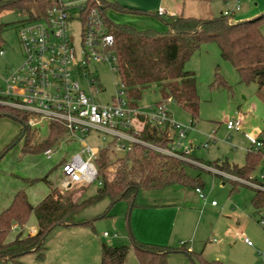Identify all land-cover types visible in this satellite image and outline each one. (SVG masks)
Returning <instances> with one entry per match:
<instances>
[{
	"label": "rangeland",
	"instance_id": "374dc122",
	"mask_svg": "<svg viewBox=\"0 0 264 264\" xmlns=\"http://www.w3.org/2000/svg\"><path fill=\"white\" fill-rule=\"evenodd\" d=\"M139 1L132 0L131 4ZM73 2L77 7H73L70 14L76 18L78 7L85 0H73ZM235 4L236 0H213L211 2L188 0L182 7L184 15L197 18H218L222 11L231 10ZM119 5L127 9L140 8L136 5L134 7H128L122 3ZM239 6L240 10L235 16L236 19L254 12H259V14L264 12V0L242 1ZM105 13L114 25L125 24L138 31L146 29L159 33L166 31L163 22L153 16L135 15L114 10H106ZM30 14L34 17L39 15L38 8L33 1L26 4V10L2 11L0 13V23L6 24L0 34V50L2 51V55H0V92L4 90V80L22 64L23 50L18 31L21 22L28 20ZM260 30L264 37V22L261 24ZM77 33L78 27L75 28V34L77 35ZM86 69L97 76L101 89L100 93L93 94L94 101L100 104H111L116 93L123 91L118 75L112 73L106 64L95 63L87 66ZM184 69L195 74L199 113L197 120L192 122V129L187 132L182 144L192 145L194 149L190 152L191 156L203 164L227 161L229 164L242 166L245 162L246 151L251 148V145L241 133L227 131L225 124L227 121L235 119L236 113H238L244 123L245 133L251 134L252 128H256L259 133H264V88L258 89L254 83L240 82L235 68L221 58L215 42L202 44L185 63ZM81 86L88 94L87 84L83 79H81ZM123 98L127 100L125 96ZM159 100L158 90L153 86L142 93L137 106L142 113H148V108ZM165 108L175 123L183 126L190 125V115L172 100L166 101ZM20 130L21 125L17 121L7 116L0 117V153L16 140ZM35 130L37 138L45 139L48 135L46 125L36 127ZM212 133L216 140L214 144L217 147L214 148V144L211 145L209 142L207 147H203L208 141V135ZM111 140L109 135L91 130L84 136L83 142L79 140L59 142L52 148L53 154L50 158H46L43 153H23V141L18 140L0 158V210L7 206L19 190L26 192L27 199L32 204H37L42 200L51 188L63 191L65 187L58 164L79 153L84 145L100 150L107 147ZM123 154L122 151L115 150L113 145L110 148V157L114 160L121 158ZM189 164L196 166L190 162ZM196 167L185 166L184 169L190 181L195 183L172 185L160 190L141 189L137 193L135 205L131 209L125 201L110 205L108 199H103L85 208L77 214L76 220L78 222L91 221L92 226L54 229L46 240L45 258L39 260L36 254H30L24 261L27 264H100V244L105 243L112 247L128 246L129 251L123 264H138L132 248V242L135 241L140 244L171 249L179 248V242H187L186 245H191L195 254L200 253L203 243L205 245L212 244L213 256L219 259L211 257L209 259L202 255L204 260H215L223 264H264V210L260 213L253 210L250 203V189L238 186L237 191H232L230 182L213 177L199 166ZM215 170L228 176L229 179L234 177L225 170L221 171L217 168ZM46 175H48V183L35 181L30 184L31 180H41ZM252 176L257 181L264 182V161L257 165ZM231 180L242 184L252 182L249 179L239 178ZM196 185H200L198 187L202 189V193L207 199L206 202L195 193ZM73 187L76 189L80 186L73 185ZM83 188H86L85 196L89 197L95 194L98 185L97 182H94ZM211 200L219 205L230 200L228 208L234 210L238 207L244 210V215L240 220V225H242L240 235L234 232L224 238L216 234L213 238L218 243L209 242L204 238L201 240L200 247H194V236L191 237V235L198 217L195 214L192 216L194 220L191 221V230L186 228L180 232L176 230L172 235L169 234L172 225L176 226L177 224V217H179V226L186 210H193L199 204V207L202 208L210 207ZM177 211L180 212L176 217ZM105 213L107 216H104ZM189 217L191 216L189 215ZM212 218L213 216H205L201 222L200 227L209 224L205 228L207 232L204 233V236H208L207 234L210 232ZM33 220L32 216L30 221ZM133 225L140 228L142 241L135 238ZM30 228L32 227L28 220L26 226L23 227V234L31 230ZM200 232L195 238H200ZM103 234H106L107 237L100 239ZM14 237L15 233L10 231L7 240L14 239ZM243 238L249 240L250 246L242 241ZM167 262L168 264H190L184 252L169 254ZM0 264L16 263L0 262Z\"/></svg>",
	"mask_w": 264,
	"mask_h": 264
},
{
	"label": "trees",
	"instance_id": "16d2710c",
	"mask_svg": "<svg viewBox=\"0 0 264 264\" xmlns=\"http://www.w3.org/2000/svg\"><path fill=\"white\" fill-rule=\"evenodd\" d=\"M31 1L35 2L39 15L34 17L30 14L29 19L21 24L44 16L46 11L56 4V0H0V13L26 10V4ZM94 7L100 9L107 32L114 38L117 75L131 107L137 108L142 93L155 86L160 100L154 105L172 100L190 115L191 122L197 120L199 98L195 74L186 71L184 65L202 44L209 42L216 43L221 58L235 68L240 82L254 83L258 89L264 88V37L260 30L264 22V12L247 20H230L221 15L218 18L182 15L162 18L155 12L127 9L116 1L85 0V10ZM106 10L156 17L163 22L166 31L162 33L151 29L138 31L125 24L114 25L106 16ZM5 27L6 24L0 23V34ZM4 116L20 123L21 130L16 140L0 153V158L18 140L23 141V153L33 154L43 153L54 148L59 142H65L66 130L58 122L48 123V135L45 139H40L36 136L35 127L28 125L30 115L26 112L0 105V117ZM140 120L143 122V129L139 135L142 141L162 148L168 147L171 139L168 137L167 127L148 122L144 116H140ZM113 143L111 141L98 152L95 161L98 188L94 195L86 197V188L83 186L76 189L70 186L63 191L51 188L49 193L33 206L24 190L14 194L8 207L0 212V262L17 263L19 258L30 253H35L36 257L42 260L49 234L56 228L92 226L91 221L78 222L76 216L103 199H108L110 205L125 201L131 209L141 189L160 190L172 185L194 182L190 181L184 169L185 166L197 167L187 161L164 155L139 144H134L131 150L124 151L121 158L114 160L110 157ZM111 153L113 154L112 150ZM191 159L197 161L193 157ZM262 161L264 136L261 139V147L258 149L251 147L247 150L242 166L229 164L227 161L212 162L209 165L214 169L225 170L236 178L248 180ZM47 179L48 175L41 180H31L30 184L35 181L48 183ZM198 186L200 185H196L195 188H199ZM251 204L257 213L263 211L264 191L255 190ZM31 214L36 221V232L33 235L23 234L22 229ZM104 216H107V213ZM13 224H17L21 230L15 234L13 240L7 241ZM132 248L138 264H168L167 258L174 252H184L190 264H223L219 261H206L201 254L186 251L184 245L171 249L133 241ZM128 251V246L112 247L101 243L100 264H123Z\"/></svg>",
	"mask_w": 264,
	"mask_h": 264
},
{
	"label": "built area",
	"instance_id": "2783aa9c",
	"mask_svg": "<svg viewBox=\"0 0 264 264\" xmlns=\"http://www.w3.org/2000/svg\"><path fill=\"white\" fill-rule=\"evenodd\" d=\"M242 1L247 0H236L234 7L222 11L221 16L235 20L234 16L240 10L239 3ZM73 7H77L73 0H56V4L49 8L44 16L20 25L18 36L23 50V61L20 67L4 80L0 105H7L29 114L28 125L31 127L47 126L50 122L60 123L66 130L65 142H83L84 136L93 130L109 135L115 150L129 151L134 144H139L229 178L187 156L194 147L185 146L182 141L192 129V122L189 126L175 123L166 111V101L148 108V113H142L138 107H131L128 100L123 98L124 91H118L111 104L94 101L93 94L100 93L101 89L97 76L86 67L102 63L106 64L112 73L117 74L114 38L107 32L98 7L85 10L83 3L78 7L76 18L70 14ZM157 13L166 15L161 9ZM81 79L86 81L88 94L81 86ZM140 116L146 117L148 122L168 128V137L171 139L168 147H158L139 138L143 129ZM225 128L227 131L241 132L242 120L238 113L235 119L226 122ZM243 135L251 147H261L263 135ZM207 140L203 147H207L208 142H216L213 133L208 135ZM98 152L99 150L84 145L79 153L60 164L65 188L73 185L87 187L98 182L95 163ZM52 154V149L43 152L46 158H50ZM195 192L205 200L200 188H195ZM211 205L215 206L216 202L212 201ZM20 230L17 224L11 226V231ZM29 234H33V231L29 230ZM243 240L250 246L247 238ZM183 245L179 244L180 247ZM186 251L190 252L189 249Z\"/></svg>",
	"mask_w": 264,
	"mask_h": 264
},
{
	"label": "crops",
	"instance_id": "0c3cea01",
	"mask_svg": "<svg viewBox=\"0 0 264 264\" xmlns=\"http://www.w3.org/2000/svg\"><path fill=\"white\" fill-rule=\"evenodd\" d=\"M108 1H116L118 4L122 3L123 5L128 6V7H134V5H136L137 7H140V8H137V10L152 11V12H155V13H157V11L159 9H161V10L166 12V15H162V18L169 17V16H180V15L185 16V17H192V16H188V15H184L183 14V7L182 6L186 2L184 0H140L138 3H135V4H131V3H133L132 0H108ZM236 14H235V16H236ZM258 14H259V12H254V13L248 14L246 16H239L237 19L234 16V19L235 20H247V19H250V18H252V17H254V16L258 15ZM241 120H242V118H241ZM251 131H252L251 133H256L258 135L262 133V135L264 136V133L263 132L259 133V131L256 128H252ZM229 132H234V131H229ZM245 132H246L245 131V126H244V123H242L241 132H235V133H241L243 135V133H245ZM243 137H244V135H243ZM245 140H247V139L245 138ZM213 144L214 143H211V145H213ZM213 147L215 148V147H217V145L214 144ZM248 149H249V147H248ZM187 156L189 158L192 157L191 153L189 155H187ZM61 163H59L58 165H60ZM199 163L202 164V165H205L207 167H211L209 164H203L201 162H199ZM202 170H203V168H202ZM203 171H206V172L210 173L213 177H218V178H220L223 181L230 182L232 184V191L233 190L237 191L238 186H245L248 189H250V191H251L250 203H251V200H252V198L254 196L255 190L264 191V182L257 181L256 179L253 178L252 174L250 175V179H249L252 182H250V184L249 183L242 184V183H237V181H235V180H231L232 178H236V177H232V178L229 179V178H226V177H224L222 175L212 173L211 171H208L206 169H204ZM201 191H202V189H201ZM196 194L200 198L199 194L198 193H196ZM206 200L207 199L205 198L204 202H206ZM212 201H214V200H211V202ZM10 202H11V200L8 202L7 206H5L4 208H2L0 210V212L3 209H5L6 207H8ZM211 202H210V207L202 208V207H199L200 206V204H199V206L197 205L198 207L194 208L193 210L192 209H189V210L184 209L186 211H185V213H184V215L182 217V220H181L179 226H178L179 217H177V216H179V212L180 211H177V213L175 214L176 217H177V219H176L177 224H176V226L172 225V229H171L169 234L172 235L174 232H176V230L180 232V231H183L186 228L190 229V227L192 225L191 221L194 220V218L192 216L195 214L198 217H197L196 225L193 228V234L191 235V237L194 236V241H193V244H194L193 246L194 247H197V246L200 247L201 240H203L204 238H206L207 241H209V242L213 241L212 243H214V241H215L214 239L215 238H213V237L216 236V234L220 235V236H222L224 238L230 236L234 232L237 233L238 235H240V233H241L240 229H241V226H242V225H240V220L242 219V217L244 215V210L240 209L238 207L234 208V210L231 209V208H228V204L231 203L230 200H228V201H226V202H224V203H222L220 205L217 203L215 206L211 205ZM30 204L33 205V206L36 205V203L35 204L30 203ZM4 205H6V204H4ZM251 206H252V204H251ZM252 208H253V206H252ZM253 210L255 211L254 208H253ZM189 215L191 217H189ZM32 216H30L29 222H30L31 227H32V228H30L31 229L30 231H33V234H34L36 232L37 226H36V221H35L34 216H33L34 220L30 221ZM205 216H211V217L213 216V218H212L213 222H212V225H211L210 232L207 234L208 236H204V233L207 232L205 228L209 224L203 225V226L200 227L201 222L203 221V218H205ZM66 228H58V229L62 230V229H66ZM199 229H200L201 232L199 231ZM22 231H24V229H22ZM140 231L141 230H140V228L138 226H134L133 225V234H134L135 238L137 240L142 241L141 236H140L141 235ZM11 232H13L15 234L17 233V232H14V231H11ZM198 232H200L201 236H200V238H195V236L197 235ZM25 234H29V231L25 232ZM33 234H31V235H33ZM104 235H105V237L102 235V237L100 239L107 237L106 234H104ZM210 239H212V240L210 241ZM243 239H242V241L244 242ZM11 240H13V239H11ZM11 240H7V241H11ZM216 242L218 243V241H215V243ZM180 243L184 244V248L185 249H189L191 253L195 254L194 248L191 245H189V246L186 245L187 242H179V244ZM30 254H35V253H30ZM30 254H26V255L22 256L21 258H19V261L17 263L16 262H14V263L22 264V262H23V264H27L24 260H27V258H28V256ZM199 254H201V257L203 255L205 258L211 257V258H214V259H219L218 257H214L213 256V245L212 244H209V245L206 244L205 245V243H203ZM44 258H45V252H44ZM211 258H209V259H211ZM206 261H215V260H208L207 259Z\"/></svg>",
	"mask_w": 264,
	"mask_h": 264
}]
</instances>
